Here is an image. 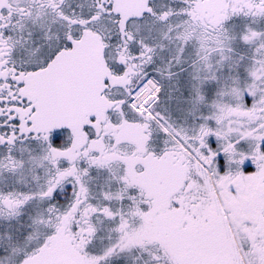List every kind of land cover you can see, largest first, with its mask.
I'll return each instance as SVG.
<instances>
[{
  "label": "snow or ice",
  "instance_id": "obj_1",
  "mask_svg": "<svg viewBox=\"0 0 264 264\" xmlns=\"http://www.w3.org/2000/svg\"><path fill=\"white\" fill-rule=\"evenodd\" d=\"M0 264H264V0H0Z\"/></svg>",
  "mask_w": 264,
  "mask_h": 264
}]
</instances>
